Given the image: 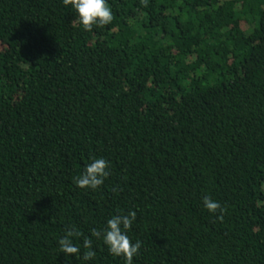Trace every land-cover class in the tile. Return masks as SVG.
Masks as SVG:
<instances>
[{
	"label": "trees",
	"instance_id": "16d2710c",
	"mask_svg": "<svg viewBox=\"0 0 264 264\" xmlns=\"http://www.w3.org/2000/svg\"><path fill=\"white\" fill-rule=\"evenodd\" d=\"M107 4L0 0V264H124L91 231L129 211L133 264H264V0Z\"/></svg>",
	"mask_w": 264,
	"mask_h": 264
},
{
	"label": "clouds",
	"instance_id": "9594fccd",
	"mask_svg": "<svg viewBox=\"0 0 264 264\" xmlns=\"http://www.w3.org/2000/svg\"><path fill=\"white\" fill-rule=\"evenodd\" d=\"M65 7H71L75 12L77 22L85 31H92L93 27H103L113 20V13L107 0H62ZM146 5L147 0H142ZM109 161L104 158H92L91 162L83 166L81 174L74 179L76 187L81 189L97 190L109 175ZM203 207L211 214L218 210L222 214L224 209L218 201L210 196H205L202 200ZM136 212L129 211L126 215H113L107 220L105 227L97 231H91V237L102 238L107 251L114 257L123 259L124 264H133V258L139 254L141 241L134 243L128 235L134 221ZM80 233L74 228H69L66 234L58 240L59 251L70 261L71 256L79 258L81 248L73 242L74 237ZM92 239L86 238L83 242V248L87 251L83 253V260L89 261L95 256L92 250Z\"/></svg>",
	"mask_w": 264,
	"mask_h": 264
}]
</instances>
